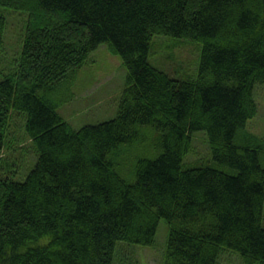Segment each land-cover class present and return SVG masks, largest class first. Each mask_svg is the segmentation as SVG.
Masks as SVG:
<instances>
[{"label":"trees","instance_id":"1","mask_svg":"<svg viewBox=\"0 0 264 264\" xmlns=\"http://www.w3.org/2000/svg\"><path fill=\"white\" fill-rule=\"evenodd\" d=\"M27 14L17 69L0 81V264H112L118 241L152 245L169 225L164 264H218L222 248L264 264V138L246 130L264 84V0H0ZM5 19L0 15V49ZM154 36L201 43L199 72L153 67ZM126 81L114 118L73 129L51 97L100 45ZM14 112L37 160L3 176ZM159 153L126 180L118 160L147 130ZM205 131L214 164L186 166ZM229 170H225L223 168Z\"/></svg>","mask_w":264,"mask_h":264},{"label":"rangeland","instance_id":"2","mask_svg":"<svg viewBox=\"0 0 264 264\" xmlns=\"http://www.w3.org/2000/svg\"><path fill=\"white\" fill-rule=\"evenodd\" d=\"M5 19L3 43L0 49V81L17 69L22 52L27 14L0 5ZM201 43L171 36H154L148 56L150 64L172 78L195 79L199 72ZM126 68L118 55L112 54L106 44L100 45L88 56L76 79L63 82L50 95L58 103L57 112L77 130L114 118L125 86ZM256 115L248 121L246 130L264 138V84L254 89ZM8 128V144L2 156L3 176L24 181L33 168L37 153L25 130V114L14 112ZM160 133L147 130L139 140L126 145L118 160V169L126 180L133 175V166L140 157L154 158L159 153ZM186 166L214 164L205 131L191 135V150L184 158ZM264 167V153L260 155ZM219 168H223L218 166ZM229 170L227 168H223ZM262 226L264 227V207ZM169 225L160 219L152 245L142 246L123 241L116 243L112 264H164ZM218 264H245L240 254L222 248ZM258 264V263H256Z\"/></svg>","mask_w":264,"mask_h":264}]
</instances>
